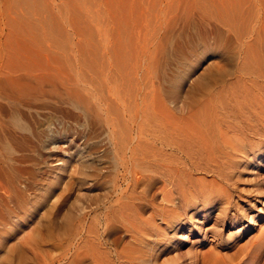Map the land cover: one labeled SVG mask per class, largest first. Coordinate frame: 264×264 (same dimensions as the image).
I'll return each mask as SVG.
<instances>
[{"label": "rangeland", "instance_id": "obj_1", "mask_svg": "<svg viewBox=\"0 0 264 264\" xmlns=\"http://www.w3.org/2000/svg\"><path fill=\"white\" fill-rule=\"evenodd\" d=\"M222 6L231 9L222 11ZM247 7L248 0H0V97L5 99L0 112L3 128L20 137L9 135L14 152L3 154L14 176L29 182L25 197L13 207L22 223L14 229L0 226V264H34L32 255L15 244L18 238L31 230L33 239L51 242L69 214L112 193L123 149L111 116L96 104L108 97L109 88L108 74L99 72L118 80L130 74L129 94L135 93L140 107L154 85L172 106L194 110V102L215 92L214 42L231 34L217 20L253 15L239 12ZM258 156L246 171L256 181L244 174L249 179L243 176L229 186L226 213L216 207L194 224L196 229L182 236L174 264H242L254 256L258 259L250 264H264L256 241L264 223L258 212L263 194L255 190L264 191V151ZM0 183L10 185L4 174ZM250 216L259 218L252 224ZM18 217L0 210L2 223ZM12 245V258L6 260ZM206 256L217 259L209 263Z\"/></svg>", "mask_w": 264, "mask_h": 264}, {"label": "bare ground", "instance_id": "obj_2", "mask_svg": "<svg viewBox=\"0 0 264 264\" xmlns=\"http://www.w3.org/2000/svg\"><path fill=\"white\" fill-rule=\"evenodd\" d=\"M224 7L231 9L222 6V11ZM239 12L253 15L217 20L231 34L215 39L211 68L215 92L210 99L194 102V110L172 106L154 85L148 99L138 103L140 107L135 93L129 94L134 82L129 71L119 80L111 72H99L108 74L109 88L108 97L96 104L111 116L113 133H119L123 149L113 191L95 206L69 214L65 227L55 228L51 242L40 236L33 239L31 230L18 238L15 244L32 255L34 264H174L179 261L182 236L192 231L194 224L208 218L216 207L219 214L226 213L229 186L244 174L250 178L253 174L246 173L248 164L264 151V2L248 0V7ZM14 123L24 129L20 119ZM3 125L0 112V174L10 181L9 187L0 183V210L12 218L18 217L13 207L25 197L29 182L14 176L10 158L3 154L4 150L14 152L15 141L9 135L20 139ZM61 163L58 171L66 164L65 160ZM258 187H254L256 193L263 194L258 212L263 215L264 191ZM51 206L56 210L58 201ZM256 218L250 216L248 221L254 224ZM20 223L18 217L15 222L0 221V226L14 229ZM259 228L256 241L264 252V223ZM47 243L52 249H45ZM12 254L13 245L5 259L11 260ZM221 257H217L219 263ZM252 258L242 264L258 259ZM208 259L209 263L216 260Z\"/></svg>", "mask_w": 264, "mask_h": 264}]
</instances>
